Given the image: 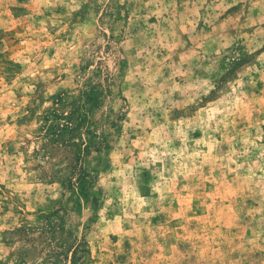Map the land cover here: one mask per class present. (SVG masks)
<instances>
[{"label": "rangeland", "instance_id": "1", "mask_svg": "<svg viewBox=\"0 0 264 264\" xmlns=\"http://www.w3.org/2000/svg\"><path fill=\"white\" fill-rule=\"evenodd\" d=\"M0 264H264V0H0Z\"/></svg>", "mask_w": 264, "mask_h": 264}]
</instances>
